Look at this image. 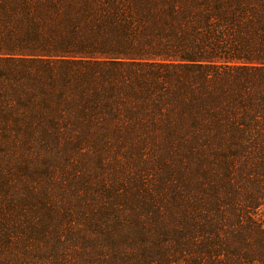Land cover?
<instances>
[{
    "label": "trees",
    "instance_id": "obj_1",
    "mask_svg": "<svg viewBox=\"0 0 264 264\" xmlns=\"http://www.w3.org/2000/svg\"><path fill=\"white\" fill-rule=\"evenodd\" d=\"M0 264H264V0H0Z\"/></svg>",
    "mask_w": 264,
    "mask_h": 264
}]
</instances>
